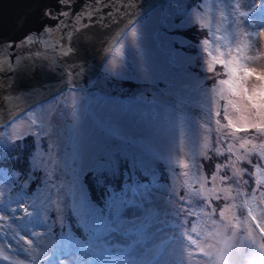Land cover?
<instances>
[{
    "label": "rangeland",
    "instance_id": "1",
    "mask_svg": "<svg viewBox=\"0 0 264 264\" xmlns=\"http://www.w3.org/2000/svg\"><path fill=\"white\" fill-rule=\"evenodd\" d=\"M236 2L237 0L171 1L133 26L137 29L135 41L128 35L129 29L123 35L120 42L124 44V54L118 58L114 72L107 70L109 60L114 55L112 53L104 66L107 72L105 71L103 76L94 79L87 86L72 88L77 92L75 95L68 88L8 122L9 126L16 125L17 131L27 128L33 120L37 123L41 119L49 122L53 139L57 140L58 144H62L57 149L60 152L58 159L62 161L65 157L64 151L68 149L70 129L75 123L71 118V105L75 102L79 108L82 103L81 97L86 98L85 103L87 99L92 100L89 110L85 109L78 113L80 119L77 125L83 155L81 167L84 168L81 184L89 201L101 210L104 218L107 215L106 219L112 220L114 225L113 214L107 205L112 199L111 193L116 192L115 189L116 197L137 201L125 207L123 216L129 219L139 218L149 208H154L157 213L156 222L150 228H147L150 220L142 218L145 227L137 233L134 227L133 232L128 236H124L123 229L118 227L108 234L103 230L94 229L99 239L105 238L112 246L116 244L125 246L134 241V245L137 246L130 253L133 258L149 261L153 250L167 238L169 243L165 245L162 257L158 262L150 260V264H199L196 257L184 256L187 242H182L180 237L183 216L177 215L178 210L174 208L178 206L180 196L192 201L197 211L203 208L204 212H211L214 209L211 219H215L218 224L221 221L219 216L221 209L225 210L229 219L235 214L240 221H243L247 215L244 210L245 205L241 206L245 199L249 200L247 206L253 207L257 215L264 210V198L260 196V191L264 189L257 191L253 200L252 188L255 187V183L249 181V184L245 185L244 180L249 179L247 176L238 183L233 180L227 183L220 181V176L232 175L230 169H216V165L225 163L226 154L217 156L214 150L209 149L203 150L204 155L200 154L201 146L206 141L211 148L214 149L216 146V126L210 119V90L215 78L206 71L200 41L205 37L214 39L213 33L226 34L225 30L228 29L230 18L225 19L220 13L223 11L225 17H228L231 5ZM198 7L202 10L201 18L208 24V29L187 22L188 17L193 15ZM259 15V11L251 13L252 23L257 24V28L262 26L258 22ZM218 28L219 32H217ZM253 39L254 49L264 51V39ZM256 51L251 54L255 55ZM253 63L257 67L264 66V57L258 58ZM109 74H114L116 81H110ZM118 96L125 98L119 100ZM53 116H56L55 120L52 119ZM99 118H110L115 127L120 129L121 135H114L109 129L102 127L98 122ZM205 124L209 126L206 128ZM140 138L151 145V150L146 149L141 143L133 142ZM248 138H251V135ZM260 140H264V136L260 135L257 142ZM47 143L48 141L44 140L37 146L36 137L32 135L20 141L18 145L0 140V172L19 173V178L13 186L14 191H9L7 185L3 187L5 196L15 198L19 192L30 196L36 195L37 191H44V171L34 169L31 163L37 153H39L38 160L42 158L47 164V171L52 174L55 183L64 179V173L59 168L53 167L57 162L55 152L51 154L53 163L48 164L50 156ZM93 156L107 161L108 166L99 170L89 166L88 160ZM251 158L253 161L257 159L255 155ZM180 159L188 163V169L179 166ZM194 165L199 166L200 173L206 179V189L213 187L211 176L214 171L216 172L215 186L221 190V198L217 200L213 197L210 207H204L203 201H199V197L192 194V190L199 187L195 179ZM60 167H63L62 163ZM237 167L252 171L246 162L239 163ZM185 172H188V175H184ZM57 177H60V180H57ZM144 178H148L150 182H144ZM12 179L10 175L2 176L0 183L11 182ZM25 179L29 181L27 189L20 187L25 183ZM229 186L238 187L240 191L239 196L232 194L235 199L223 191ZM132 187L147 192L149 199L144 201L142 197H133ZM229 204H235L237 207L226 208L225 206ZM201 223L210 224L211 220L202 215ZM232 223L235 224L237 221L232 220ZM135 224L137 223H129L124 227L128 228ZM47 226L40 223L38 218L29 226V231L44 232ZM58 229H60L59 225L53 228L56 233L55 238L58 236ZM144 231L145 239L142 238ZM72 232L74 237L81 241L83 235L89 233L78 224ZM226 235L232 234L227 232ZM8 243L6 239L0 242V252L9 256L8 261L33 264L31 257L15 245L9 250ZM233 243L239 246V238ZM216 247L219 248L221 245L216 243ZM43 250L35 249L33 255ZM127 253L128 250H125L120 252L121 256H104L99 260L100 264H105V261H123L128 258ZM65 255L68 257L67 264L69 261L75 264L85 257L75 245H71ZM258 255L264 253L251 252L239 261H234L232 257L223 260H216L215 257L213 259L214 264L223 262L245 264ZM1 260L2 257L0 264H2Z\"/></svg>",
    "mask_w": 264,
    "mask_h": 264
},
{
    "label": "snow or ice",
    "instance_id": "2",
    "mask_svg": "<svg viewBox=\"0 0 264 264\" xmlns=\"http://www.w3.org/2000/svg\"><path fill=\"white\" fill-rule=\"evenodd\" d=\"M57 2L60 5L57 12L54 13L49 8L44 10V15L54 21L53 24L45 25L39 34L30 32L19 44L9 42L0 47V52L7 48L12 53L8 58V63L16 66L13 71L25 61L40 59L49 61L51 57L47 56L46 50L40 49L38 45L49 43L43 37L51 36L54 32L60 33L59 42L52 45L50 50L67 46V52L61 53L64 57L67 56L72 51L69 42L74 34L93 23L94 17L111 7L108 0H93L91 5L86 6L80 13L74 14V0H57ZM242 8L246 10L242 11ZM120 10L121 8L118 6L116 11L119 12ZM201 11L200 7L196 8L193 15L188 17L187 22L208 29V24L201 18ZM254 11H259L258 22L262 25L256 30L249 27L251 24L250 13ZM107 15L110 17L111 13H107ZM220 15L225 19L230 18L228 29L225 30L226 34L216 35L213 33L214 39L205 37L200 41L206 71L215 78L210 90V119L216 126V146L213 149L206 141L201 146L200 154H205L204 149L214 150L217 156L226 154L227 160L224 164L216 165V169H230L232 175L220 176V181L227 183V181L233 180L238 183L239 180L247 176L249 179L244 180L245 185H248L249 181L255 183V187L252 188V199L254 200L255 193L264 189V140L257 142L259 136L264 134V66L257 67L253 63L258 58L264 57V51H256L253 47V38L264 39V0H237L231 5L228 17H225L223 11ZM73 20L81 22L83 27H77ZM219 31L218 28L217 32ZM128 35L135 41L137 29L135 27L130 28ZM27 45H31V47H27ZM18 47L22 49V54L15 51ZM123 49L124 44L120 41L116 43L115 47L109 49L114 55L109 60L107 70L115 71L118 58L124 54ZM253 51H256L255 55L251 54ZM68 75L70 78L69 91L75 95L77 92L73 91L71 87V81L75 74L71 68L68 70ZM85 100L86 98L81 97L82 103L79 108L75 102L71 105V118L75 123L70 129L68 149L64 151L65 157L62 161L58 159L60 152L57 151L62 144H58L57 140L53 139L49 122L41 119L37 123L36 120H33L27 128H22L19 131L14 124L0 126V140L5 143L18 145L29 135L36 137L37 146L47 140L46 147L50 156L48 164L53 163L51 154L55 152L57 162L53 167L59 168L64 173V179L60 180V177H57L60 182L55 183L52 174L47 171V164L42 158L38 160L39 153H37L36 156H33L31 163L34 169L44 171V191H37L36 195L30 196L19 192L14 198L5 196L2 189L7 185L9 191H14L13 186L19 178V173L0 172V179L2 176L8 175L13 178L11 182L3 181L0 183V230H2L0 242L6 239L9 241L7 245L9 250L13 245L23 250L31 257L33 264H66L68 257L65 252L71 245L77 246L83 256L92 258L91 260L82 258L78 264H100V261L96 259L97 256L105 252L112 254L124 252L134 246V241L125 246L119 244L112 246L106 242L105 238L93 240L94 229L103 230L108 234L117 227L126 230L124 227L126 224L140 223L142 218L150 220L147 228L156 222L157 213L154 208H149L139 218L129 219L122 215L127 205L137 203L135 199H122L114 196L109 200L107 207L113 214L115 225L112 220L104 218L101 210L89 201L81 184V174L84 171V168L81 167L83 155L77 133V125L80 119L78 113L85 109L89 110L92 104V100L87 99L86 103ZM52 119L55 120L56 116H53ZM98 122L114 135H121L120 129L115 127L110 118H99ZM208 126L207 124L204 125L206 128ZM249 135L251 138H248ZM133 142L141 143L146 149L151 150V145L143 138ZM253 155L257 157L255 161L251 158ZM170 162L172 163L171 159ZM241 162H246L252 171L238 168L237 165ZM61 163L63 167H60ZM178 164L184 169L189 167L184 159H180ZM88 165L99 170L107 167L108 162L93 156L89 158ZM193 167L199 187L193 189L192 194L199 197V201H203L204 207H210L213 197L217 200L221 198V190L215 186L216 172L214 171L211 176L213 187L206 189L207 181L200 173L199 166L194 165ZM184 175H188V172H185ZM28 186V179H25V183L20 185L24 189H27ZM223 191L227 192L229 196H232L233 193L236 196L240 195L238 187L229 186ZM131 193L133 197H142L144 201L149 199L147 192H142L137 187H132ZM260 196L264 198V191H260ZM232 198L235 199V196ZM248 203L249 200L245 199L241 206ZM225 207L234 209L237 205L229 204ZM174 208L178 210L177 215L182 214L183 216L180 231L183 241L187 242L184 247L186 258L196 257L199 264H214V257L216 260L232 257L234 261H239L251 252L264 253V210H261L260 214L257 215L253 207H248L246 217L240 221L235 214L229 219L225 210L221 209L219 212L221 221L218 224L215 219H211L214 209L211 212H204L203 208L197 211L193 207L192 201L185 200L184 196L179 197V204ZM202 215L208 217L211 223L202 224ZM38 218L40 223L48 225L45 231H29V226ZM232 220H236L237 223L233 224ZM77 224L85 232L91 233V238L87 243L74 237L72 229ZM55 225H59L62 230L59 241L55 240L56 233L53 230ZM227 232H231V237L226 235ZM142 238H146L145 231ZM238 238L239 246L233 243ZM164 243L165 241H161L159 247H162ZM216 243H219L221 247L217 248ZM40 248L44 250L33 255L35 249ZM233 253H235L234 256ZM0 257L3 261L9 260V256L3 255L2 252H0ZM12 264H22V262L13 261ZM69 264H71L70 261ZM105 264H148V262L142 258H133L129 253L128 258L123 261H105Z\"/></svg>",
    "mask_w": 264,
    "mask_h": 264
},
{
    "label": "water",
    "instance_id": "3",
    "mask_svg": "<svg viewBox=\"0 0 264 264\" xmlns=\"http://www.w3.org/2000/svg\"><path fill=\"white\" fill-rule=\"evenodd\" d=\"M171 1L108 0L111 7L74 34L69 42L72 51L65 57L61 53L67 52V46L50 50L59 42V32L43 37L49 43L38 45L51 57L49 61H25L15 71L16 66L8 63L12 53L4 48L0 52V126L70 88V68L75 74L72 88L89 85L102 72L112 54L109 49L115 47L128 29ZM92 3L93 0H74L73 13H80ZM118 6L121 8L119 12L116 11ZM46 8L55 13L60 5L57 0H0V47L9 42L19 44L30 32L39 34L45 25L53 24L54 21L44 15ZM73 23L83 27L81 22L73 20ZM15 51L22 54L19 47Z\"/></svg>",
    "mask_w": 264,
    "mask_h": 264
},
{
    "label": "clouds",
    "instance_id": "4",
    "mask_svg": "<svg viewBox=\"0 0 264 264\" xmlns=\"http://www.w3.org/2000/svg\"><path fill=\"white\" fill-rule=\"evenodd\" d=\"M245 264H264V255L255 256L252 260H248Z\"/></svg>",
    "mask_w": 264,
    "mask_h": 264
},
{
    "label": "trees",
    "instance_id": "5",
    "mask_svg": "<svg viewBox=\"0 0 264 264\" xmlns=\"http://www.w3.org/2000/svg\"><path fill=\"white\" fill-rule=\"evenodd\" d=\"M251 26L252 27H254L255 29L257 28V24H254V23H252V17H251ZM262 136H264V134H262ZM61 229V228H60ZM60 229H58L59 231H60ZM86 234H84L83 236V242H85L86 241V236H85ZM229 237H231L230 235H228ZM56 240V239H55ZM56 241H58V240H56Z\"/></svg>",
    "mask_w": 264,
    "mask_h": 264
}]
</instances>
